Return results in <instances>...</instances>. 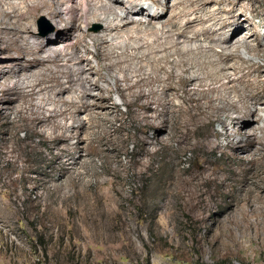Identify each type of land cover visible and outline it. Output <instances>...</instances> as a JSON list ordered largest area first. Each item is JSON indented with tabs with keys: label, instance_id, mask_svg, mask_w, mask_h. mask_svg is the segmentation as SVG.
Segmentation results:
<instances>
[{
	"label": "rangeland",
	"instance_id": "rangeland-1",
	"mask_svg": "<svg viewBox=\"0 0 264 264\" xmlns=\"http://www.w3.org/2000/svg\"><path fill=\"white\" fill-rule=\"evenodd\" d=\"M10 1L20 3L6 0V7ZM51 1L56 8V0ZM145 1L153 5L152 12L145 9L138 17L133 14L134 5L127 2L111 17L117 22L122 16L141 19L169 9L164 22L171 23L183 8L178 0H172L169 8ZM230 1L208 5L217 8L216 20L230 15L225 9ZM238 1L244 9L242 17L253 15V19L245 22L236 43L230 44L232 49L239 48L242 57L229 60V72H234L232 63L244 65L246 70L250 63L264 64V54L260 57L246 47L247 43L264 47V0ZM64 18H58L56 24L48 15L36 17L35 31L28 35L49 42L68 31L72 39L47 47L43 56L50 57L55 53L52 49H57L63 54L59 64L76 65L81 58H89L97 66L94 54L99 46L92 36L78 43L79 58L69 59L66 52L76 49L83 32L96 35L105 24L87 26L80 21L70 30L69 16ZM127 36L114 35L110 44ZM206 39L199 37L193 44L204 43L208 56L216 58L214 54L223 45ZM10 43L17 45L0 40V63L6 57L8 63L16 61V50L5 47ZM47 62L57 63L53 59ZM82 66L88 70L89 62L84 60ZM102 72L107 79L87 71L100 80V86H89L93 109L83 108L80 113L86 128H75L60 144L50 136L36 134L34 124L21 118V101H8L0 88V264H264V192L262 200L257 199V179L248 170L253 162L232 158L234 145L238 139L245 140V135L230 131L217 136L214 132L224 129L219 121L180 128L175 120H137L133 113L138 109L132 112L116 90L114 77ZM27 83L23 81V85ZM78 90L65 91L64 96L76 98ZM98 94L112 99L107 103L98 99ZM180 101L174 97L175 103ZM258 106L264 116V103ZM263 118L254 124L264 127ZM257 134L261 137L262 132ZM207 136L216 141L214 150L203 143ZM66 145L84 146L74 150ZM205 170L225 178V184L218 180L207 185L201 179ZM247 185L255 192L244 190ZM251 195L254 202L246 200Z\"/></svg>",
	"mask_w": 264,
	"mask_h": 264
},
{
	"label": "bare ground",
	"instance_id": "bare-ground-1",
	"mask_svg": "<svg viewBox=\"0 0 264 264\" xmlns=\"http://www.w3.org/2000/svg\"><path fill=\"white\" fill-rule=\"evenodd\" d=\"M75 1L56 0L57 6L54 8L51 0H20V3L10 1L8 7L5 6L6 0H0V40L17 43L4 45L7 49L14 48L17 55H11L16 59L15 62L8 63L6 57L0 63V88L7 95L8 101H21V118L34 124L35 133L50 136L54 143H59L67 141L75 128L82 130L85 127V121L80 116L82 109H93L88 100L91 90L89 86L99 87V79H104L107 75L102 71L106 70L110 77H114L116 90L132 112L138 109L133 113L137 120L150 117L163 119L167 123L175 120L180 128L199 126L205 121L209 124L219 121L224 129L214 132L217 136L230 131L245 135V140L238 139L234 145L236 152L232 158L253 162V167L248 170L254 172L253 176L257 179L254 188L259 192L257 199L262 200L264 127L259 128L254 123L264 117L261 114L262 108L258 106L264 103V64L250 63L246 70L244 65L232 63L230 67L234 72L227 71L229 60L242 57L236 47L238 44H234L236 48L233 49L230 44L236 43L235 39L241 34L245 22L251 21L253 15L242 17L244 9L239 6V1L229 0L231 5L225 9L230 15L216 20L217 8H210L208 5L220 4L225 0H178L183 8L176 12L174 22H164L169 9L147 12L148 15H142L141 19L130 20L127 16H122L117 22L111 15L127 2L134 5L133 14L138 17L141 13L145 14V9L152 12L153 5L145 0H102L101 4L98 0H81L77 4ZM152 1L169 8L172 0L164 3L161 0ZM43 14L48 15L56 24L59 23L58 18L69 16L70 30L76 28V23L80 21L87 26L93 22L104 23L103 31L94 35L86 30L76 42V49L66 52L69 59L75 58L79 52L78 43L92 36L99 46L94 54L99 64L92 65L89 58H81L76 65H64L65 62L62 61L63 64H59L63 54L57 49H52L55 53L49 58L43 56L42 52L47 47L72 39L68 31L60 32L57 38L49 42L35 34L28 35L35 31L34 18ZM142 18L149 20V24ZM134 23L143 27H131ZM122 34H127V39L124 38L118 44H110V37L113 40L114 35ZM31 37H34L33 40H30ZM199 37H207L214 45H223L221 51L214 54L216 58L208 56V48L204 43L193 44V40ZM110 46L120 47L123 51L112 50ZM261 46L246 45L249 51L260 57L264 54V47ZM51 58L57 62L54 63L55 67L47 62ZM84 60L89 62L88 70L95 71L99 79L87 75L88 70L82 66ZM26 80L27 85H23ZM75 89L80 90L76 98L72 95L64 96L65 91ZM108 90L112 91L111 88ZM174 97H180L181 101L175 103ZM97 98L107 103L112 99L103 94H98ZM259 130L262 132L261 137L257 134ZM207 137L208 140L203 143L214 150L216 141ZM88 138L91 140L90 136ZM79 141L82 142L81 138ZM82 147L65 146L74 150H83ZM245 152L249 154H242ZM204 172L201 179L207 185H215L218 180L222 185L225 184V178L207 170ZM254 188L247 185L244 190L251 194L255 192ZM252 199L254 200L252 195L246 198L247 201Z\"/></svg>",
	"mask_w": 264,
	"mask_h": 264
}]
</instances>
